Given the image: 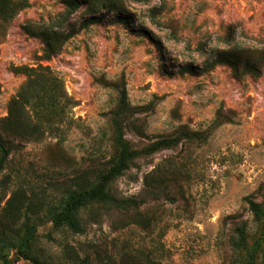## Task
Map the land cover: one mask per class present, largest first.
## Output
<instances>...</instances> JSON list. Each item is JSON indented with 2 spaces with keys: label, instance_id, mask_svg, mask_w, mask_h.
I'll return each mask as SVG.
<instances>
[{
  "label": "rangeland",
  "instance_id": "rangeland-1",
  "mask_svg": "<svg viewBox=\"0 0 264 264\" xmlns=\"http://www.w3.org/2000/svg\"><path fill=\"white\" fill-rule=\"evenodd\" d=\"M79 1L65 20L64 0H0V125L11 150L0 171V264H264V219L246 204L264 209V0ZM91 17L102 21L82 27ZM28 25L75 33L46 57ZM231 46L252 48L242 59L261 72L182 71ZM100 76L123 77L126 109ZM193 132L208 136L181 135ZM118 135L137 150L180 138L130 160L109 185L134 206L88 203L82 233L54 224L67 197L115 163Z\"/></svg>",
  "mask_w": 264,
  "mask_h": 264
},
{
  "label": "trees",
  "instance_id": "trees-1",
  "mask_svg": "<svg viewBox=\"0 0 264 264\" xmlns=\"http://www.w3.org/2000/svg\"><path fill=\"white\" fill-rule=\"evenodd\" d=\"M66 6L64 12V19L67 20L70 15H72L80 7L79 0H64ZM63 19V20H64ZM116 20H123L121 17H116ZM102 21V17H91L88 20L82 22V27L87 26L88 24L96 23ZM24 30L31 35L39 37L44 43V54L46 57H49L53 54H56L61 49V46L65 40L71 37L75 31L71 29L70 31H59L58 28L54 29L50 26H38L33 29L31 26H26ZM232 38V35L227 36L223 39L224 43H229ZM252 48H243L239 46H231L226 51L218 53L214 56L211 61L206 62L199 70L192 66H184L182 71L189 73H200L211 70L214 66L218 64L230 65L233 68V71L237 73L240 67H244L249 73L259 74L260 66L256 62L249 61L250 63H244L243 55H250ZM41 69H44L40 67ZM34 71V70H31ZM96 82L103 85L104 87L113 88L118 97V109L123 111L127 108V93L125 88V83L123 77H121L116 82H108L103 76L97 77ZM39 105L38 107H42ZM140 109H144L145 106H140ZM121 115V112H115L113 114L114 120ZM230 121V120H228ZM224 120L222 116L218 115V118L214 122V125L217 126L223 123ZM9 129L3 125H0V171L3 169L5 162L10 154V145L7 138V130ZM11 131L14 133V129L11 128ZM183 137L189 140L195 141H204L208 136V132L191 134L182 133ZM180 137H174L170 139L160 140L149 147L143 149H131L129 146L122 140L120 135L115 138V143L119 149L117 159L114 164H112L105 173L99 176L98 181L91 188L87 189L81 193H72L65 200L61 210L56 213L53 217V222L56 225H65L70 228L75 233H82L83 227L81 226L77 214L79 210L85 207L88 203L91 202H101L107 206L113 207L119 210H125L128 207H132L136 204V201L133 199H120L113 196L109 190V185L116 180L119 176L123 174L125 170L129 168V161L141 154H149L154 152L162 147H169L174 142H177ZM246 204L248 210L252 213L255 218L264 219V209L260 203L255 202L252 199H246ZM246 226L242 223L241 226H238L236 231V238L234 239V245L238 248L245 247ZM253 254V253H250Z\"/></svg>",
  "mask_w": 264,
  "mask_h": 264
}]
</instances>
